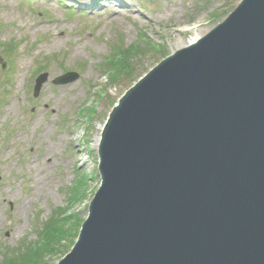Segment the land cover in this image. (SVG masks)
Returning <instances> with one entry per match:
<instances>
[{"label":"water","instance_id":"obj_1","mask_svg":"<svg viewBox=\"0 0 264 264\" xmlns=\"http://www.w3.org/2000/svg\"><path fill=\"white\" fill-rule=\"evenodd\" d=\"M99 174L57 264H264V0H242L125 93Z\"/></svg>","mask_w":264,"mask_h":264},{"label":"rangeland","instance_id":"obj_2","mask_svg":"<svg viewBox=\"0 0 264 264\" xmlns=\"http://www.w3.org/2000/svg\"><path fill=\"white\" fill-rule=\"evenodd\" d=\"M73 2L0 0V264H57L72 250L101 184L93 144L112 109L242 0ZM67 74L79 79L53 84Z\"/></svg>","mask_w":264,"mask_h":264},{"label":"bare ground","instance_id":"obj_3","mask_svg":"<svg viewBox=\"0 0 264 264\" xmlns=\"http://www.w3.org/2000/svg\"><path fill=\"white\" fill-rule=\"evenodd\" d=\"M83 1V0H75V2H73L74 4H76V6H79L80 9H82V7L80 6V2ZM114 1V0H113ZM64 2V1H63ZM208 31H201L199 33H196L195 37L189 42V43H186L182 46L179 47L180 48H185L187 46H190V45H193L195 44L199 39H201ZM104 129V127H103ZM101 140H102V137L101 136H96L95 138V141H94V144H93V147L95 149H99L100 147V144H101Z\"/></svg>","mask_w":264,"mask_h":264},{"label":"trees","instance_id":"obj_4","mask_svg":"<svg viewBox=\"0 0 264 264\" xmlns=\"http://www.w3.org/2000/svg\"><path fill=\"white\" fill-rule=\"evenodd\" d=\"M49 224V223H48ZM53 224V223H52ZM59 223L57 222V221H54V225H58ZM59 226V225H58ZM60 227V226H59ZM49 228V232H48V234L45 236V238L47 239V237H48V235H51V237L49 238V239H47L48 240V243H49V241L50 240H52L56 235H54L53 233L54 232H56L57 230V226H55V228H53V227H48ZM57 235H59V231L57 232ZM45 239V240H46ZM46 240V241H47ZM63 248V247H62ZM41 250V246H40V244L38 245V247H37V250H36V252H33V251H30L31 252V254L32 255H35L36 253H38L39 251ZM44 252H45V249H44V247H43V249H42ZM36 256H38L39 257V255L37 254ZM33 257V256H32ZM16 261H18L17 259H16ZM15 261V262H16ZM12 262V264H13V262H14V259H11L10 261H9V263H11ZM6 264H8L7 262H6Z\"/></svg>","mask_w":264,"mask_h":264}]
</instances>
